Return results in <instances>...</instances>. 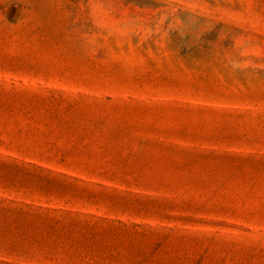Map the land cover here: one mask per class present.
Listing matches in <instances>:
<instances>
[{
    "label": "rangeland",
    "instance_id": "1",
    "mask_svg": "<svg viewBox=\"0 0 264 264\" xmlns=\"http://www.w3.org/2000/svg\"><path fill=\"white\" fill-rule=\"evenodd\" d=\"M0 264H264V0H0Z\"/></svg>",
    "mask_w": 264,
    "mask_h": 264
}]
</instances>
